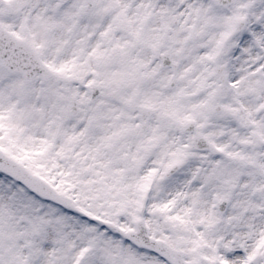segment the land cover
<instances>
[{
    "label": "snow or ice",
    "instance_id": "6c2138e0",
    "mask_svg": "<svg viewBox=\"0 0 264 264\" xmlns=\"http://www.w3.org/2000/svg\"><path fill=\"white\" fill-rule=\"evenodd\" d=\"M0 264H264V0H0Z\"/></svg>",
    "mask_w": 264,
    "mask_h": 264
}]
</instances>
